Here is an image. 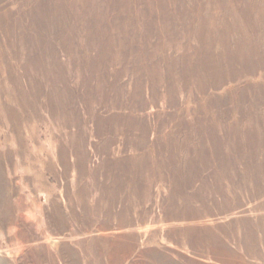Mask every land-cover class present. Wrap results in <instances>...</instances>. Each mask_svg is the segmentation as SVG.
Wrapping results in <instances>:
<instances>
[{"label":"rangeland","instance_id":"obj_1","mask_svg":"<svg viewBox=\"0 0 264 264\" xmlns=\"http://www.w3.org/2000/svg\"><path fill=\"white\" fill-rule=\"evenodd\" d=\"M263 1L0 0V264H264Z\"/></svg>","mask_w":264,"mask_h":264},{"label":"bare ground","instance_id":"obj_2","mask_svg":"<svg viewBox=\"0 0 264 264\" xmlns=\"http://www.w3.org/2000/svg\"><path fill=\"white\" fill-rule=\"evenodd\" d=\"M263 3H264V1H263ZM259 6H260V5H259ZM261 7H262V5H261ZM261 7H260V8H261ZM256 8H258V7H256ZM249 10H250V9H249ZM262 10H263V9H262ZM262 10H261V11H262ZM261 11H260L259 13H262ZM249 12H250V11H249ZM247 14H248V13H247ZM251 14H253V13H251ZM248 15H249V14H248ZM251 17H252V16H251ZM258 21H259V20H258ZM0 24H1V23H0ZM255 24H256V22H255ZM7 34H8V33H7ZM7 34H6V35H7ZM258 50H259V49H258ZM247 52H248V50H247ZM242 56H243V55H242ZM244 58H245V57H244ZM120 205H121V204H120ZM120 208H121V207H120ZM190 220H191V219H190ZM184 221H185V220H184ZM188 223H189V222H188ZM126 225H127V223H126ZM121 226H122V225H121ZM123 229H124V228H123ZM104 230H105V229H104ZM216 239H217V238H216ZM216 241H217V240H216ZM213 243H216V242L213 241ZM217 243H219V241H218ZM116 244H117V243H116ZM219 245H221V244H219ZM118 246H119V245H118ZM214 246H215V245H214ZM125 250H126V249H125ZM66 252H67V251H66ZM126 252H127V251H126ZM60 255H61V257L65 256V254H64L63 251H62V254H61V252H60ZM122 257H123V255H122ZM109 258H110V257H109ZM73 261H74V260H73ZM75 261H76V260H75ZM75 264H76V263H75Z\"/></svg>","mask_w":264,"mask_h":264}]
</instances>
